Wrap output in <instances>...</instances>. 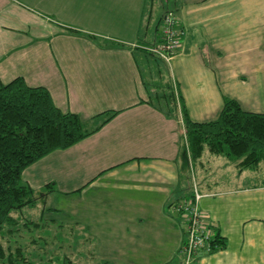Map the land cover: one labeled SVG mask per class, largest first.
I'll return each instance as SVG.
<instances>
[{
  "label": "crops",
  "instance_id": "0c3cea01",
  "mask_svg": "<svg viewBox=\"0 0 264 264\" xmlns=\"http://www.w3.org/2000/svg\"><path fill=\"white\" fill-rule=\"evenodd\" d=\"M163 1L152 0L148 16L147 0H0L1 82L46 88L91 129L116 112L22 180L40 193L38 219L68 226L71 238L87 233L97 264H180L185 219L175 203L191 186L226 244L190 264H264V163L239 172L230 160L233 177L249 181L220 186L202 172L226 157L205 149L189 162L181 115L150 98L169 75L193 121L215 119L225 98L264 112V0H178L183 35L168 64L143 51L160 42Z\"/></svg>",
  "mask_w": 264,
  "mask_h": 264
},
{
  "label": "trees",
  "instance_id": "16d2710c",
  "mask_svg": "<svg viewBox=\"0 0 264 264\" xmlns=\"http://www.w3.org/2000/svg\"><path fill=\"white\" fill-rule=\"evenodd\" d=\"M177 1H163V16L167 12L176 16ZM151 4L152 0H147L148 16L151 13ZM149 49L143 50L146 55L155 61L165 63ZM151 86L155 87L150 94L152 102L167 115L173 117L181 115L185 137L183 156H187L189 162L199 158L206 149L212 154L222 155L234 161L239 172L247 168L254 169L264 163V112L243 110L236 100L225 98L215 119L197 122L189 118L180 101L177 87L169 75L162 81H155ZM115 113V111L104 113L106 116L100 124L88 129L78 114L60 110L46 88L29 86L23 78H14L7 83L0 81V237L8 238L14 232L20 236L18 227L20 215L17 213L26 207H37V197L40 193L22 180L23 170L53 150L68 148L88 137ZM47 187L55 189L52 183ZM45 193L46 191H42V194ZM185 198L175 203V208L180 214H183V210L178 209L179 205L194 203V186H191L188 199ZM31 221L27 220L25 223ZM43 223L46 225V222ZM33 225L39 226L37 222H33ZM186 226L185 223L184 239L179 249L180 264H185L182 247L187 240ZM206 226L211 230L208 240L210 251L207 253L223 248L226 244L224 238L213 229L210 222L206 221ZM46 232L48 230H44V233ZM20 251L19 247L9 251L7 258L4 259L6 252L0 241V264H23L24 261H18ZM14 252L16 258L13 256ZM198 253L205 252L197 250L188 264Z\"/></svg>",
  "mask_w": 264,
  "mask_h": 264
},
{
  "label": "rangeland",
  "instance_id": "374dc122",
  "mask_svg": "<svg viewBox=\"0 0 264 264\" xmlns=\"http://www.w3.org/2000/svg\"><path fill=\"white\" fill-rule=\"evenodd\" d=\"M87 128L91 129L90 125ZM199 171L196 173L197 177L200 175ZM190 172L193 174L191 169ZM202 173L207 178H216L220 186H225V184H229L230 186L241 185L249 181L248 178H245V174L234 178L233 176H235L237 170L232 162L224 157H220V160L207 163ZM199 178L202 179L201 177ZM39 213L40 208L38 204L35 208L26 207L17 213L20 215L18 225L21 232L20 236L17 232H14L8 238L0 237V241L6 252L4 259L7 258L9 251H13L19 247L21 248V255L18 257V261H24L23 264H97L92 257L94 242L91 241L87 233L85 236L80 230L76 229L77 232L75 233L82 235L71 238L68 235V226H50V224H46V226L43 221L38 220ZM27 220L37 222L39 226L33 225L32 221L25 223ZM44 230H48L50 233L44 235ZM55 231L60 234H53L52 232ZM70 235L72 234L70 233ZM8 246L9 250L7 249ZM13 256L16 258L15 252Z\"/></svg>",
  "mask_w": 264,
  "mask_h": 264
},
{
  "label": "built area",
  "instance_id": "2783aa9c",
  "mask_svg": "<svg viewBox=\"0 0 264 264\" xmlns=\"http://www.w3.org/2000/svg\"><path fill=\"white\" fill-rule=\"evenodd\" d=\"M182 35L183 30L178 24L176 16L171 12H167L163 16L160 42L149 50L168 64L180 49V38ZM199 198L200 194L195 190L194 203L178 206L179 210H183L182 216L187 225V240L182 247L185 255V264H188L190 258L197 250L201 249L205 253L210 251L208 240L211 230L207 228L206 221L198 208Z\"/></svg>",
  "mask_w": 264,
  "mask_h": 264
}]
</instances>
